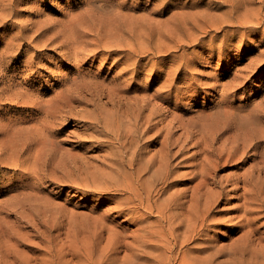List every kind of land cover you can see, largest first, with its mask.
<instances>
[{
    "label": "rangeland",
    "instance_id": "obj_1",
    "mask_svg": "<svg viewBox=\"0 0 264 264\" xmlns=\"http://www.w3.org/2000/svg\"><path fill=\"white\" fill-rule=\"evenodd\" d=\"M8 1L9 2H7V0L0 1V3H2V5L0 4V8L2 9H0V130L2 131L5 129L4 125L7 122H9L10 125H21L22 127L27 128L29 126L31 128L33 122V125H37V123L40 124V122L42 123L48 119L47 117H44V114L42 113H38L36 117L32 118L33 120H22L24 123H19L10 118L18 117L19 120L23 118L25 120L30 119L29 116L37 112L36 108H27L32 105L29 104L26 106V103H29L28 100L39 97L44 103L46 100L52 99V97H54L62 88H65L63 86L65 78H67L66 80H72L73 77L77 76L76 73H72L76 71L77 67L74 64L76 62H74L72 55L65 58L63 56L60 57V53L68 52L69 48L74 49L75 43L73 40H76L77 37L83 33V31L85 36L88 35L86 37H91L90 39H93L90 41L85 39L86 43H84V45L86 46L87 43L89 44L86 46L87 48L83 46V49H86L87 52L91 50H102L104 52L113 49L118 50V55L114 54L108 56V58L107 55L96 54L91 56L90 59H87L86 62H82V64L80 62L77 64L83 67L81 68V73L83 75L85 74V76L87 75L88 78L93 80L98 78L96 81L100 80V82L107 83L108 80L112 79L113 81H119L118 83H122L124 85L127 83L124 88L127 87L125 88L126 90L129 88V93L130 91L132 93L133 89V91L137 90L139 93L147 92L145 95L149 96L156 92L158 93V98H163L167 95L165 88L161 90L163 94L159 91L158 87H160V83L163 85L167 83V85H173L171 92L174 98H164L165 103L159 101L158 103H160L161 106L163 105L162 107L168 109L170 112L175 111L176 113L171 114H173V116L177 119H180L181 122L185 123L187 121H195L198 114L201 112H205L204 114H215L220 110V108H226L227 106H231V108L234 109L240 106L241 108L239 107L238 109H246L245 111H247V108L250 110L252 109V106L254 107L256 105L264 109V23L260 26H256V29L252 34H246L244 32L246 28L244 29L242 25L239 24L241 19H245L247 16L252 17V13L250 11L245 12V8L248 9L252 6L256 7V5L257 7L260 6V3H258L259 0H254L256 5L252 6L247 5L250 3L249 1L247 3V0H226V2L225 0H122L125 4L122 3L121 0H93L94 2L92 1L93 3L91 6L95 10L90 7L91 2H89V0H45V2L39 1L40 3L36 2V0ZM86 1L88 4H86ZM104 1L106 2L104 3ZM7 4L10 5L7 6ZM87 5H89V7ZM99 7L100 9H97ZM105 7L107 8V11L104 9ZM112 8H116V11H113ZM226 9L228 10L226 11ZM119 10L124 13L121 11L118 12ZM261 11L264 13L263 9ZM226 12L227 14H225ZM100 13L105 16H100ZM94 14L96 16H94ZM78 15L79 17H74ZM122 17L124 19H122ZM77 18H80L81 20H76ZM96 18H98V20H96ZM177 18L179 22H177ZM179 18L182 19L180 20ZM221 19H223V22ZM68 20L70 23L66 22ZM112 20H114L115 23H113ZM262 20L264 21V16H262ZM107 21V24H111L108 27L106 26ZM64 22H66V24ZM91 22L93 24H91ZM98 22L99 25L96 24ZM195 22L198 23L199 26L198 24H195ZM252 22V24H255L256 20H253ZM183 23L185 25L181 27L180 25H183ZM68 25L71 26V29L73 26V29L75 28V25L77 26L74 30H71ZM219 25L221 26L220 28ZM86 26H88L86 29L83 28ZM123 27L125 29H123ZM172 27L174 29L173 31L171 30ZM195 27H199L200 30L198 28L197 30ZM186 28H188V31L191 30V33L186 31ZM206 28L209 29L207 30ZM136 29L138 31H136L137 33L135 32ZM204 29L207 32L204 31ZM185 31L188 34L185 33ZM192 31H194V34ZM127 33L129 37H133L132 42L128 41L129 37H126ZM203 33L205 34V37L203 36ZM101 34L106 35L104 37ZM142 35H145V38H142ZM188 35H192V37L190 38ZM196 37L197 39H202L204 44L196 45L195 42L194 45L193 43L191 44L190 41L192 39L193 41L196 40ZM78 38V41H76L80 42L79 40L81 38ZM96 38L98 41L94 40ZM163 38L165 39L163 40ZM189 38L191 40H189ZM102 39L104 40L103 42ZM122 39L123 41L121 42ZM178 39H181L182 42ZM124 40H126V43ZM159 40L162 44L159 43ZM134 41V44H137L138 46V50L137 46L133 44ZM177 41L180 44H178ZM100 44L102 49L101 46H99ZM94 45H96V48ZM148 45H150V47H148ZM160 46L161 49H159ZM163 46L164 49H162ZM167 46L172 47L167 50ZM155 47L158 48L160 52L155 49ZM147 48H149L150 51ZM175 48L177 51L174 52V50H176ZM126 49L135 50L138 53L141 51L142 54L146 51V53L143 54L144 59L139 62V65H143V72L138 77H135L134 80L129 79L128 74V77L126 78H123L124 76L121 77V75L118 74L120 68L122 69L125 67V64H122V62L118 61L117 58L121 54H124L122 51ZM134 58L136 60V55L133 56V59ZM153 64L154 66H152ZM174 67H179L177 69L183 79L172 80L177 73L176 71H178H175ZM192 68L196 69L195 72L197 71V74H194L195 72ZM151 69L152 71H150ZM148 70L154 73L152 74ZM171 71L173 73L175 71V73L173 74ZM114 73L118 74V76ZM169 73H171L170 77L172 78H167ZM68 76L71 77L68 78ZM124 79L125 81L122 82ZM128 81H131L130 85ZM196 81L200 84V88L202 87L200 89L202 92H200V95L197 96V99L192 97V95H194L192 91H187L188 89L192 90L194 88V84L195 86L199 85ZM190 83H192V86ZM227 84L231 85V87H227ZM236 84L240 86L233 87ZM212 85H215V90L205 94V88L207 87L208 89ZM222 85L223 87L225 85L228 90L230 88V92L233 94H230L231 96L228 95L229 97L226 96L222 98L220 94ZM156 86L158 87L156 88ZM176 87L178 89L180 88L178 91L184 95V99L181 96V98H175ZM156 93L153 95L156 96ZM159 95L164 96L160 97ZM224 98L228 104H230V102L232 104L227 106L224 105V107L217 105V102H220V100ZM9 99H13V101L9 102ZM23 101L27 102L24 103ZM154 101L157 100L154 99ZM36 105L40 106V103H36ZM47 105L48 102H46V105H43V107L46 108ZM167 105L169 106L168 108ZM172 107L174 108L172 109ZM92 111H94V113L97 112L94 106L88 104L81 105L74 103L72 107L65 108L63 115H66L68 118V120L65 121L66 124L63 121L61 123H57L56 125L54 124L55 126H53L56 133L50 140L52 143L57 140L54 146L50 142L36 146L37 149L41 148V151L47 154L48 171L49 174L51 173L53 175V179L58 182L57 184L55 182L54 185L48 187L43 186L44 191H42V193L31 188H26L21 190V192L20 190L17 191L13 187H8L10 184L8 176L0 178V231L2 232V234L0 232V264H12L11 262H17L15 264H41L44 260L51 259V257L53 264H88L89 262L87 259L96 261L95 264H98V259L96 257L101 252L104 257L106 254H104L102 250L106 248L112 249V251H110L112 254L110 253L107 255L110 260L109 264H123L121 263L122 261L127 263L126 260L130 259L132 254H135L139 258L137 264H156L154 261L146 258L148 257L146 254L144 255L141 252L135 251L133 242L137 232H135V230L140 231V225L137 220H131V218H127L124 214L123 216H118L116 209H113V211L111 210V208L116 205V202H112L110 199L119 198L120 195L116 194L119 192L114 190L98 192L93 189L94 185L97 183L93 182L94 177L102 166L101 162H103V155L105 152L104 150H101L100 152V150L95 148L96 145L94 146L90 142L84 143L83 141L86 136V131L83 129V123L76 118L75 120L72 119L82 114H89ZM41 119L43 120L40 121ZM169 119L170 117L167 118V120ZM177 122L173 124L176 128L175 130H177V133L179 134L182 126L177 127L179 125V122ZM263 125L264 122L262 123L261 121L262 129H264ZM228 135L229 133L225 134V136L223 134L222 136L224 137L221 136L213 146H219V143ZM80 141H82L83 144ZM90 145H93V147H90ZM189 149L185 153L186 157L195 151ZM201 156L202 155H196L194 158H187L184 163H181V166L183 167L178 169V173L180 174L187 171V165L191 162L199 161ZM249 163L250 162H246L243 168L248 167ZM233 170L234 168L227 166L223 170H220L221 172H218V176H226ZM99 177L104 178L100 174ZM183 178L185 179L186 177ZM98 182H102V180L98 179ZM193 183L195 182H192V184ZM87 185H89L90 188L87 187ZM225 202L226 201H223V203L218 206L220 209L218 207H216L217 209H214L217 211L220 218L223 219V222L217 227L212 228L205 235L206 238L203 237V240L200 242L197 241L198 243L194 242L189 244L188 248L194 249L196 252L195 254H199L197 249H203L204 252L200 251L203 255L209 252L215 253V256L212 259V264H264L262 260L264 257V216H262L260 212H254V214H250V217L249 215L247 216V221L245 220V222H248V224L242 223L244 220L240 223L239 221H241V218H236V216H239L242 213V210L239 207L242 200L235 196H228V201L226 203ZM10 209H12V211ZM10 212L11 215H9ZM14 212L16 213L14 214ZM6 214L9 215H7L8 218L5 216ZM141 215L143 214L141 213ZM258 215L261 219L258 218ZM17 219L19 223L16 221ZM27 221L37 225L38 229L32 230L28 224V226H25ZM244 224H246V226H244ZM238 225H243L246 228L243 226L239 227ZM249 227L250 229L253 228L254 231L250 230ZM3 229L4 232L2 231ZM247 231L249 233H245ZM3 233L6 234V236L3 235ZM109 233L114 235L120 234L123 238L120 239L119 244L115 241L112 245L107 239ZM12 234L13 236H11ZM1 236L8 238L4 239L1 238ZM17 237L23 240L22 243L30 245V250L23 246H15V238ZM37 237H40V239ZM114 239L117 240L116 237ZM36 242L41 243V250H43V252L41 250L34 252L35 248H33V246ZM115 247L118 249H115ZM31 250L33 251L34 256ZM37 259L38 261H36ZM83 260L84 263H82ZM170 264L177 263H173L172 261Z\"/></svg>",
    "mask_w": 264,
    "mask_h": 264
},
{
    "label": "bare ground",
    "instance_id": "obj_2",
    "mask_svg": "<svg viewBox=\"0 0 264 264\" xmlns=\"http://www.w3.org/2000/svg\"><path fill=\"white\" fill-rule=\"evenodd\" d=\"M4 1H6V0H4ZM39 1L45 2V0H36V2H39ZM92 1L93 0H91V1L89 0V2H91V4H90L91 8H92V6H91L92 3L94 2V1L93 2ZM248 1L251 4L249 3L247 5H249V6L256 5V3H254L255 2L254 0H247V3H248ZM7 2H9V1L7 0ZM96 2H98V1H96ZM105 2L106 1H104V3ZM121 2H122V0H121ZM225 2H226V0H225ZM261 2H262V5H261ZM122 3H124V2H122ZM229 3H230V1H229ZM258 3H260V6H258V7L256 5V7L252 6L251 8H248V9L245 8L246 9L245 12L250 11L252 13V17L247 16L245 19H241L239 21V24L242 25V27L244 29L246 28V30H244V32L246 34H252L254 32V30L256 29L255 28L256 26H260L261 24L264 23V21L262 20V16H264V13H263V11H261L262 9L264 10V0H259ZM0 4L2 5V3H0ZM86 4H88V2ZM230 4H228V5H230ZM9 5L7 4V6H9ZM11 6H13V5H11ZM87 6L89 7V5H87ZM210 6H211V4H210ZM88 7H86V8H88ZM102 7H101V9H102ZM229 7H231V6H229ZM5 8L8 9L7 7H5ZM233 8H234V6H233ZM92 9H94V8H92ZM97 9H100V7ZM104 9H106V11H107L106 7ZM112 9H113V11H116L115 10L116 8H112ZM205 10H207V9H205ZM227 10L228 9H226V11ZM106 11H105V14H106ZM120 11L121 10H119L118 12H120ZM88 13H89V11H88ZM113 13H115V12H113ZM122 13H124V12H122ZM122 13H119V14H122ZM125 13L127 14L126 11H125ZM191 13H189V14H191ZM235 13H237V12H235ZM242 13H244V12H242ZM129 14H131V13H129ZM200 14H198V15H200ZM225 14H227V12ZM228 14H230V13H228ZM101 15H104V14L100 13V16ZM240 15H241V13H240ZM94 16H96V15L94 14ZM74 17H79V15L74 16ZM98 18H96V20H98ZM135 18H136V16H135ZM198 18H200V17H198ZM79 19L77 18L76 20H79ZM122 19H124V18L122 17ZM69 20L66 22L70 23ZM86 20H88V19H86ZM222 20L223 19H221V21ZM253 20H256L255 24H252ZM72 21H71V23H72ZM112 21H113V23H115L114 20H112ZM121 21H123V20H121ZM226 21H228V20H226ZM235 21L238 22L237 20H235ZM66 22H64V23L66 24ZM177 22H179L178 18H177ZM177 22H175V23H177ZM192 22H194V21H192ZM104 23H105V21H104ZM107 23H108V21L106 22V24ZM125 23H126V21H125ZM230 23H232V22H230ZM233 23H235V22H233ZM89 24H90V22H89ZM91 24H93V23L91 22ZM96 24L99 25V22ZM195 24H198V23L195 22ZM69 25H71V24H69ZM110 25L107 24L106 26L108 27ZM184 25L185 24L183 23V25H180V26L182 27ZM225 25H226V23H225ZM76 26L77 25H75V28H76ZM198 26H199V24H198ZM203 26H204V24H203ZM227 26H229V25H227ZM69 27L71 29V26H69ZM73 27L71 30L75 29V28L73 29ZM87 27L88 26L83 27V28L86 29ZM137 27H139V26H137ZM205 27H207V26H205ZM220 27L221 26L219 25V28ZM143 28H144V26H143ZM169 28H171V27H169ZM197 28L199 29V27H197ZM70 29L68 28L69 31H70ZM107 29H105V30H107ZM123 29H125V28L123 27ZM137 29L135 30V32L137 31ZM103 30H100V31H103ZM171 30L172 31L174 30L173 27ZM185 30L188 31V28H186ZM221 30H222V28H221ZM147 31H149V30H147ZM186 31H185V33H187ZM190 31H188V32H190ZM201 31H202V29H201ZM204 31H206V30L204 29ZM119 32H121V31H119ZM122 32H123V30H122ZM126 32H127V30H126ZM183 32H184V30H183ZM192 32L194 34V31H192ZM195 32H196V30H195ZM83 33H84V31H83ZM83 33L81 35L78 34V35H80L78 37L81 38L79 40L80 42H77L79 39L78 37L76 39L77 41L75 39L74 40L72 39L73 42L75 43L74 49L69 48L68 52L63 51L64 53H60V57L63 56L65 58H68L70 55H72L74 62H76L74 64L77 66L76 71L72 72V73H76L77 76L73 77L72 80L71 79L66 80L67 79V78H65L66 76L64 77L65 83L63 84V86L65 88H62L59 92H57V94L54 97H52V99L46 100V102H48V105L46 106V108L43 107V105L44 106L46 105V102L43 103L42 99H40L39 97H37L36 99L28 100L29 103H26L27 101H23L24 103H26V106H28L29 104H32L31 106H29L27 108H31V109L36 108L37 113L30 115L29 116L30 119L25 120L23 118V119L19 120L18 117L10 118V119H13L19 123H24L23 121H30L32 118L36 117L38 115V113H42V114H44L43 116L47 117L48 119L43 121L42 123L40 121H42L44 118L41 119L40 121L38 120L40 122V124L37 123V125H33V123H34L33 122L32 123L33 126L31 125V128L29 126L27 128V127H22L21 125H10L9 122H7L4 125L5 129L3 131L0 130V136H1V138H0V178L8 176V179L10 180V184H9V186L8 185L7 186L13 187L17 191L18 190L21 191V190H24L26 188H31V189H35L37 192L42 193V191H44L43 186L48 187V186L54 185L55 182L57 184L58 182L53 179V175L51 173H50L51 175L49 174L47 154H45V152L43 153L41 151L42 149L40 147H39L40 149H37L36 146L37 145L39 146V144H45L48 142L52 143V141L50 139H52L56 133V130H54L53 126H55L57 123H61L63 121L65 123V121L68 120L67 116L63 115L65 108L72 107V105L74 103H78L81 105L88 104V105L94 106L97 110L96 113H94V111H92L89 114H82V115H79L78 117H74L72 119L75 120V118H76L77 120H80L83 123L82 124L84 127L83 129H84V131H86V136H85V139L83 142L84 143L90 142L94 146L96 145L95 148L97 150H100V152H101V150H104V152H105V153L103 152L104 153L103 162H101L102 166L99 169L96 176L94 177L93 182L94 183L97 182V183L94 185L93 189L97 190L98 192H104V191H109V190L118 191L119 193H116V194H119L120 197L110 199V200H112V202H116V205L113 208H111V210L113 211V209H116L118 212V216L119 215L123 216V214H124L127 216V218H129V219L131 218V220L132 219H134V221L137 220V222L140 225V227H139L140 231L135 230V232L136 231L137 232H136L135 238L133 240L135 251L141 252L144 255L146 254L148 257H146V256H144V257L149 258L151 261H154L156 264H170L172 261H173V263L176 262L177 264H212V259L215 256V253L209 252L207 254L204 253L205 255H203L202 253H200V251H203V249H201V250L197 249V251H199V254H195L196 253L195 250L192 248H188V245L192 244L194 242L198 243L197 241L200 242L201 240H203V237H205V235L212 228L217 227L218 225H220L223 222V219L220 218L217 211L214 210V209H217L216 207H218L220 204H222L223 201L227 202L228 196H233V197L235 196L238 199L242 200V202L239 206L242 210L241 211L242 213L241 214L239 213L240 215L236 216V218H241V221H239L240 223L244 220V222H242V223L248 224V222H245V220L247 221V216L249 215V217H250V214H254V212H260L262 214V216H264V129H262V127H261V121H262V123L264 122V109L261 107H258V105L254 106V107L252 106L251 107L252 109H250V110H248V108H247V111H245L246 109H244V110L240 109L239 110L238 108L240 106L238 108L236 107V109H234V108H231V106H229V107L227 106V105H230L232 103L230 102V104H228V102L224 98V99H221L220 102L218 101L217 105L223 106V107H224V105H226L228 108L227 107L226 108H220V110L215 114H212V113L204 114L205 112H201L200 114H198V117L195 121L192 120V121H187L185 123L181 122L180 119H177L175 116H173V114H171V113H176L175 111L170 112L168 109L163 108L162 107L163 105L161 106L160 103H158V101L165 103L164 98H166V99L174 98L172 96V92H171L172 91L171 88L173 85H167L168 83L163 85L160 83V87L156 86V88L157 87L159 88V91L163 90L164 88L167 91V95L165 97H163V98L161 97V96H164L165 95L164 94L161 96L159 95L161 98H158L157 97L158 93H156V92H154L157 94L156 96L153 95L154 93L151 96L145 95V93L147 94V92L139 93V91H137V90L133 91L134 89L132 90V93H131V91L129 93L128 92L129 88H128V90L125 89L127 87L124 88V86L127 85V83H125V85H124L122 83H118L119 81L116 82L115 80L113 81L112 79L108 80L107 83L106 82H100V80L96 81L98 78L96 80H93V79L88 78L87 75L86 76H85V74L83 75L81 73V71H82L81 68H83V67H81V65H77L80 62L82 64V62L83 63L86 62L87 59H90L91 56H94L96 54L107 55V57H108V56L117 54V52H118V50L113 49V50H108V51L105 50L106 52H104L102 50H99V51L91 50V51H88V52H90V53H88L86 49H83V46H85L84 43H86L85 39H88L89 41L93 40V39H90L91 37L90 38L86 37L88 35L85 36ZM182 33H181V35H182ZM123 34H121V35H123ZM105 35L103 34L102 36L105 37ZM129 35H131V34H129ZM192 35L191 36L188 35V36H190V38H191ZM199 35H198V37H199ZM204 35L205 34L203 33V36ZM76 36H73V37H76ZM144 36L142 35V38ZM126 37H129L128 33H127ZM131 38H132V40H131ZM190 38H189V40H191ZM193 38H194V36H193ZM125 39H127V38H125ZM138 39H140V38H138ZM164 39L165 38H163V40ZM94 40H97V38ZM103 41L104 40L102 39V42ZM122 41H123V39L121 40V42ZM125 41L126 40H124V42ZM128 41L132 42L133 37L130 36ZM171 41H172V39H171ZM149 42H150V40H149ZM181 42H182V40H181ZM190 42H191V44L193 43V45H194V42L196 45H203L204 44L203 40L200 38L197 39V37H196V40L193 41V39H192ZM134 43H135V41L133 42V44ZM156 43H158V42H156ZM159 43H160V40H159ZM177 43L180 44L178 41H177ZM88 44L89 43H87L86 46ZM145 44H147V43H145ZM145 44H142V45H145ZM160 44H162V43H160ZM130 45H131V43H130ZM86 46H85V48H87ZM94 46L96 48V45H94ZM99 46H101V44ZM135 46H137V44ZM168 46H170V45H168ZM177 46H179V45H177ZM148 47H150V45H148ZM171 47H168L167 50H169ZM145 48H146V46H145ZM99 49H100V47H99ZM101 49H102V46H101ZM147 49L149 50V48H147ZM155 49L158 50V48H156V47H155ZM159 49H161V46L159 47ZM162 49H164V46L162 47ZM137 50H138V46H137ZM143 50H144V48H143ZM157 50H156V52H157ZM172 50H173V48H172ZM151 51H153V50H151ZM175 51H177V49L174 50V52ZM218 51H219V49H218ZM122 52H124V54H121L117 59H118V61L122 62V64L124 63L125 67H123L122 69L120 68V71L118 70L119 71L118 74L121 75V77L124 76L123 78L128 77L127 76V74H128L129 79L134 80L135 77H138L143 72V67H142L143 65L142 66L139 65L140 64L139 62L144 59L143 54H145L146 51H144L145 53H143V54L141 53V51L138 53L135 50H131V49H126V50H123ZM134 55H136V57H137L136 60H135V58L133 59ZM151 55H153V54H151ZM165 55H166V53H165ZM163 56H164V54H163ZM259 56H261V55H259ZM114 61H113V64H114ZM111 64H112V61H111ZM154 64L152 66H154ZM112 67H113V65H112ZM177 68H179V67H177ZM177 68L174 67L175 71L178 70ZM152 69L150 71H152ZM192 69H194V68H192ZM195 70L196 69H194V72H195ZM172 71H173V69H172ZM172 71H171V73H173ZM175 71H174V73H175ZM188 71H189V68H188ZM176 72L177 73L173 78L170 77L171 73H169V76H167V78L168 77L172 78V80L183 79L182 75H180L179 70ZM194 72H191V73H194ZM196 72L194 74H197ZM150 73H152V72H150ZM118 74H115V75L118 76ZM70 77L68 76V78H70ZM61 78H62V75H61ZM168 80H170V79H168ZM236 80H237V78H236ZM124 81H125V79L122 82H124ZM130 82H129V85H130ZM190 84L192 86V83H190ZM197 84H199V83L197 82ZM122 85H123V87H122ZM228 86L231 87V85L227 84V87ZM236 86L239 87L240 85L236 84L233 87H236ZM131 87H132V85H131ZM227 87L225 85L223 87V85H222V89L220 92L222 98L226 97L230 94H233L230 92V88L228 90ZM201 88H200V84L197 86H195V84H194V88L193 89L191 88L192 90L188 89L187 91L188 92L192 91V93L194 94V95H192V97L197 99V96L200 95V92H202V90H200ZM179 89L177 87L175 88V91H176L175 98L176 99L178 97L179 98L184 97L183 94L179 93V91H178ZM214 90H215V85H212L208 89L206 87L204 90V93L206 94V93L214 91ZM161 93H162V91H161ZM154 99L157 101H154ZM12 101H13V99H9V102H12ZM36 103H40V106L39 105L37 106ZM42 103H43V105H42ZM254 104H256V103H254ZM254 104H252V105H254ZM170 105H171V103H170ZM168 107L169 106L167 105V108ZM245 107H247V106H245ZM173 108L174 107H172V109ZM66 113H67V111H66ZM171 115H172V117H171ZM169 117H170V119L167 120V118H169ZM175 122H177L179 124L177 127L182 126L180 128L179 134L177 133L178 131L175 130L176 129L174 127ZM197 122H199V123H197ZM58 131H60V130H58ZM227 133H229V135L226 138H224L223 141H221L219 143V146H213L218 141V139H220V137L223 134L225 136V134H227ZM83 134H84V132H83ZM224 136H222V137H224ZM56 138H58V137H56ZM56 141H54V143H52L53 146H54ZM80 142L82 143V141H80ZM79 145H80V143H79ZM93 145L92 146L90 145V147H93ZM196 148H198V149H196ZM188 149L189 150H195V151H193L192 153H190V155H188L186 157L185 153L188 151ZM58 151H59V149H58ZM196 155H202L201 158L199 159V161H194V162L189 163L187 165L188 170L180 173L181 174L180 175L178 173V169L183 167V166H181V163H184L187 160V158H194ZM100 158H102V157H100ZM50 162H51V159H50ZM246 162H250V163H249L248 167L243 168V166L245 165ZM53 165H54V162H53ZM227 166L234 168V170L231 173L227 174L226 176H218L219 175L218 172H221L220 170H223ZM99 174L104 178H100ZM183 177H186V178L184 179ZM98 179L102 180V182H98ZM192 182H195V183L192 184ZM87 187L90 188L89 185H87ZM15 193H17V192H15ZM13 194H14V192H13ZM19 195H21V194H19ZM23 195H24V193H23ZM10 210L12 211V209H10ZM17 210H18V208H17ZM15 213L16 212H14V214ZM141 213L143 215H141ZM7 215L8 214H6L5 216L7 217ZM9 215H11V212L9 213ZM259 215H258V218L261 219L259 217ZM16 221L18 222V219ZM254 222H255V220H254ZM249 223H250V221H249ZM27 224L29 225V227H31L32 230L38 229V226L33 224L32 222L27 221L25 223V226H28ZM251 224H253V223H251ZM236 226H237V223H236ZM240 226H243V225H240ZM244 226H246V224H244ZM244 228H246V227H244ZM249 229H250V227H249ZM104 230H105V227H104ZM250 230H253V228ZM2 231L4 232V229ZM245 233H249V232L247 231ZM1 234H2V232H1ZM33 234H35V233H33ZM3 235L6 236V234H4V233H3ZM246 235H245V237H246ZM11 236H13V234ZM248 236H249V234H248ZM115 237L117 238V240L114 239ZM1 238L6 239L8 237H4V236L2 237L1 236ZM37 238L40 239V237H37ZM122 238L123 237L120 234L114 235V234L109 233V236L107 239L111 242L110 244L113 245V243L115 241H117L119 244L120 239H122ZM4 239H3V241H4ZM15 239H16L15 240L16 241L15 246L16 245H18L20 247L23 246V247L30 250V247H31L30 245L27 244L28 245L27 246L26 244L22 243L23 240H21L19 237L15 238ZM247 240H248V238H247ZM248 241L250 242V240H248ZM41 246L42 245L40 242L39 243L36 242L33 246V248H35L34 252L40 251L42 249ZM23 247H22V249H23ZM115 249H118V248L115 247ZM24 250H26V249H24ZM113 250H114V248H113ZM41 251L43 252V250H41ZM102 251L106 255L103 257L102 252L100 254L98 252L99 255L96 257L98 259V264H109L110 260H109L107 255L111 253L110 251H112V249L106 248ZM205 251L207 252L206 249H205ZM209 251H210V249H209ZM31 252L33 254L32 250H31ZM46 254H49V253H46ZM95 255H96V253H95ZM33 256H34V254H33ZM113 256H114V254H113ZM241 256H243V255H241ZM49 257H50V255H49ZM141 257H143V256H141ZM259 258H261V257H259ZM51 259H52V257H51ZM51 259H46L41 264H53ZM138 259L139 258L135 254H132L130 256V259L126 260L127 263H125L123 261L121 263H123V264H137ZM253 259H254V257H253ZM255 259H256V257H255ZM262 260L264 262V257ZM36 261H38V259ZM87 261L89 262L88 264H95L96 263V261H93V260L91 261V259H87ZM11 263L15 264L17 262H11ZM33 263H35V262H33ZM82 263H84V260L82 261Z\"/></svg>",
    "mask_w": 264,
    "mask_h": 264
}]
</instances>
